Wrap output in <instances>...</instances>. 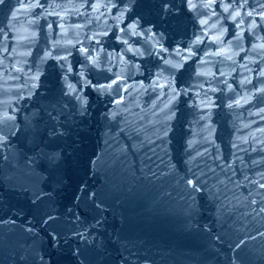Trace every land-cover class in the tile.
<instances>
[{
	"label": "water",
	"instance_id": "1",
	"mask_svg": "<svg viewBox=\"0 0 264 264\" xmlns=\"http://www.w3.org/2000/svg\"><path fill=\"white\" fill-rule=\"evenodd\" d=\"M97 2L0 0V264H264V0Z\"/></svg>",
	"mask_w": 264,
	"mask_h": 264
},
{
	"label": "snow or ice",
	"instance_id": "2",
	"mask_svg": "<svg viewBox=\"0 0 264 264\" xmlns=\"http://www.w3.org/2000/svg\"><path fill=\"white\" fill-rule=\"evenodd\" d=\"M216 2H217V0H208V3H207L205 6H206V7H210L211 4L216 3ZM161 3H162L163 10H164V11H167V9H168V5H167L166 0H161ZM188 3H189L190 6H194V5H192V0H188ZM99 7H100V3H99V0H98L97 4L94 5L93 10H94V11H97V10L99 9ZM224 11H225V12H228V11H229V7H225ZM121 15H122V14H121ZM249 15H251V13H249ZM238 16H240V12H239L238 10L235 11L234 13H231V18H232L233 20H235ZM207 23H208V22H207L206 20H202V21H201V24H202V25H206ZM130 27H131V28L133 29V31L135 32V28H136V24H135V22H134L133 25H131ZM149 31H150V29H149ZM221 35H222V33H221ZM200 39H201V38L198 37L197 40H195L193 43H199V42H200ZM214 39H219V37H214ZM261 47H264V45H261ZM84 52H85V54H86V53H87V50L85 49ZM186 58H190V57H186ZM176 66L179 67L180 65H176ZM115 82H116V81H113V83H115ZM4 139H5V138H4L3 136H0V144H2V143L4 142ZM197 184H198V181H195V180H192V179H189V180L187 181V185L190 187V189H191L192 191H199V189L197 188ZM259 188H260V189H264V182L259 183ZM253 203L255 204L256 202L253 201ZM33 207H36V202H33ZM260 211H261V212H264V208H261ZM46 215H47V214H46ZM53 219H54L53 217L48 216V219L45 220V223H48L49 221H51V220H53Z\"/></svg>",
	"mask_w": 264,
	"mask_h": 264
}]
</instances>
